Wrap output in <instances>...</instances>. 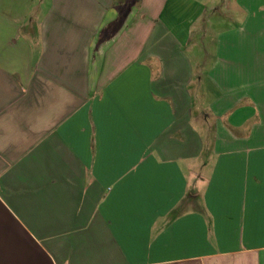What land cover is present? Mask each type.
Here are the masks:
<instances>
[{"label":"crops","instance_id":"obj_1","mask_svg":"<svg viewBox=\"0 0 264 264\" xmlns=\"http://www.w3.org/2000/svg\"><path fill=\"white\" fill-rule=\"evenodd\" d=\"M228 1L0 0V264H264V0Z\"/></svg>","mask_w":264,"mask_h":264},{"label":"rangeland","instance_id":"obj_2","mask_svg":"<svg viewBox=\"0 0 264 264\" xmlns=\"http://www.w3.org/2000/svg\"><path fill=\"white\" fill-rule=\"evenodd\" d=\"M204 2L206 1V0H203ZM217 1H219V5L218 6H220L221 8H222V10L224 11V8L226 9V6L228 7V3H227V1L228 0H225L226 1V3H222V1L223 0H217ZM229 2V1H228ZM188 6H190V5H188ZM217 6V7H218ZM187 8V7H186ZM219 8V7H218ZM182 11H183V9H181ZM197 10H199V9H197L196 7L194 8H192V5L190 6V9H188V15H189V13H191L192 15L194 14V12L195 11H197ZM229 11V13L231 12V10H228ZM227 13V12H226ZM183 22H184V19L182 20ZM187 22V21H186Z\"/></svg>","mask_w":264,"mask_h":264}]
</instances>
